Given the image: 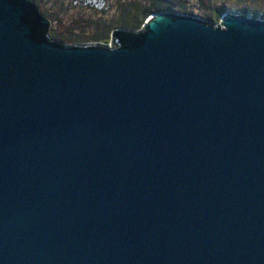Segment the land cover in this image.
<instances>
[{"label": "water", "instance_id": "1", "mask_svg": "<svg viewBox=\"0 0 264 264\" xmlns=\"http://www.w3.org/2000/svg\"><path fill=\"white\" fill-rule=\"evenodd\" d=\"M49 29L0 0V264H264V18Z\"/></svg>", "mask_w": 264, "mask_h": 264}, {"label": "rangeland", "instance_id": "2", "mask_svg": "<svg viewBox=\"0 0 264 264\" xmlns=\"http://www.w3.org/2000/svg\"><path fill=\"white\" fill-rule=\"evenodd\" d=\"M39 11L50 20L49 32L53 29L64 38L54 39L64 44L111 43V33L103 32L105 41L91 40L95 33L96 20L111 29H116L121 19L128 18L131 26H137L140 17L137 9L144 3L158 5L155 11L184 13L217 24L215 16L223 12L246 14L264 18V0H34ZM104 23V24H103Z\"/></svg>", "mask_w": 264, "mask_h": 264}, {"label": "trees", "instance_id": "3", "mask_svg": "<svg viewBox=\"0 0 264 264\" xmlns=\"http://www.w3.org/2000/svg\"><path fill=\"white\" fill-rule=\"evenodd\" d=\"M158 7H159L158 5H154V4L150 5V4L144 3V5L142 7H139L137 9V11L139 13L137 16L140 17V21H139L137 26H135V27L131 26L132 23H130V24L128 23V21H127L128 18L121 19V21L119 22L121 24L118 25V26L138 29V28L141 27V25L143 24V22L147 18V16L151 12H153L154 9H156V8L158 9ZM219 19H220L219 14H217L215 16V21L218 22ZM94 24L96 26V28H95L96 31H95L94 35H92L90 37L91 40L105 41L107 39V37H103V32L106 30V31H108V33H111L113 31V29H114V27H112L110 29L108 26L106 28H104L105 24L103 23L104 25L101 26L102 23H101L100 20H96L94 22ZM51 35L54 36L55 38H64L62 35H59V33L56 31V29H53L51 31ZM110 39H111V37H110Z\"/></svg>", "mask_w": 264, "mask_h": 264}]
</instances>
